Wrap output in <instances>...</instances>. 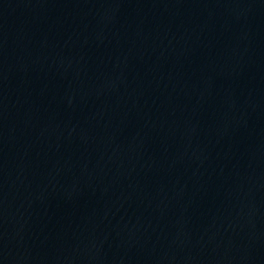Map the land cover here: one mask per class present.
I'll use <instances>...</instances> for the list:
<instances>
[{
    "label": "water",
    "instance_id": "obj_1",
    "mask_svg": "<svg viewBox=\"0 0 264 264\" xmlns=\"http://www.w3.org/2000/svg\"><path fill=\"white\" fill-rule=\"evenodd\" d=\"M264 74V0H84Z\"/></svg>",
    "mask_w": 264,
    "mask_h": 264
}]
</instances>
